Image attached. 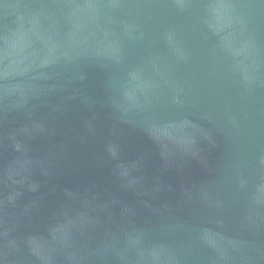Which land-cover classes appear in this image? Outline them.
I'll list each match as a JSON object with an SVG mask.
<instances>
[{"label": "water", "instance_id": "95a60500", "mask_svg": "<svg viewBox=\"0 0 264 264\" xmlns=\"http://www.w3.org/2000/svg\"><path fill=\"white\" fill-rule=\"evenodd\" d=\"M0 264H264V0H0Z\"/></svg>", "mask_w": 264, "mask_h": 264}]
</instances>
